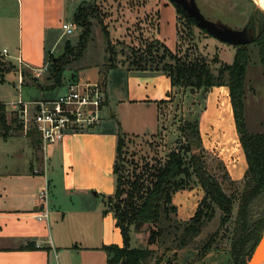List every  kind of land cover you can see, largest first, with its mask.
<instances>
[{
  "label": "crops",
  "instance_id": "obj_1",
  "mask_svg": "<svg viewBox=\"0 0 264 264\" xmlns=\"http://www.w3.org/2000/svg\"><path fill=\"white\" fill-rule=\"evenodd\" d=\"M81 1L0 0V50L6 49V54L0 57L4 59L5 67L10 65L20 70L23 68L26 72V75H23L24 81H30L26 79L27 76L31 78V72L41 68L47 61V48L50 56L51 49L59 41V37H54L55 31L62 28L67 16L72 18ZM165 7H168V13L165 17L160 15L158 38L170 46L169 43H172L176 35V25L174 17L169 13L170 7ZM171 21L172 32L169 29ZM7 41L14 42V47L8 45ZM97 65V78L93 81L90 78L84 81L76 74L79 82L97 83L104 89L105 103L101 109L106 110V116L100 115L101 121L97 126L90 130L67 133L60 142L48 146L45 151L34 146L24 132L0 139V143L9 144L7 149H2L6 158L12 159L15 155L25 158L22 167L15 163H0V264H108L107 252L103 247L110 244L122 245L120 229L104 202L107 196L113 194L115 188L113 166L120 128L117 121L122 118V113H112V109L114 106L133 105L146 110L145 107L149 104L152 115L143 120L142 125L138 124L139 128L144 130L154 119V103L168 99L172 87L169 75L164 71L152 73L118 66L114 70L122 71L126 85H122L124 92L120 95L121 99L115 102L113 94L107 93L106 74L112 69L103 75L100 70L104 61ZM2 67L3 65H0V101L4 103L9 118L10 112L15 111L13 104L21 98L20 89L22 95L25 82L22 81L21 87L18 85V72H13V69L1 71ZM13 76L17 79L16 93L6 84L11 82ZM144 86L155 92L151 101L137 100L138 89ZM61 88L65 89L63 86ZM223 88L227 87L219 86L209 90L208 95L213 101L210 104L205 100L208 104H204L200 112L199 129L204 147L206 143L201 133L202 125L204 121L208 122L210 127L206 126V129L215 136L225 122L227 113L222 110L223 105L228 109L227 122L233 133L231 136H223L229 143L239 141L228 93ZM37 99L41 98H26L27 101ZM139 115L140 113L136 112L135 119H141ZM229 116L232 118L231 123L228 121ZM120 124L122 127V121ZM20 144L27 149L17 148ZM240 152L238 162L229 168L230 170L226 168L230 176L235 175L233 170L238 166L247 167L243 151ZM242 178L243 176L239 181ZM45 183L48 185V214L45 219L38 220L36 214L43 212L38 192ZM196 186L197 183L180 191H192ZM180 191L173 195V199ZM202 193L203 191L200 199ZM197 205L198 203L193 208L194 212ZM184 208L177 207L181 220H185V212L182 211ZM147 235L143 229L139 233L133 232L132 242L138 246L144 243V239L145 246ZM26 241H34L40 247L20 249L19 246ZM149 247L154 248L151 245ZM226 250L212 248L199 259L198 249L186 247L179 250L169 264H229V254L225 253ZM171 255V252L166 253L162 263L165 264Z\"/></svg>",
  "mask_w": 264,
  "mask_h": 264
},
{
  "label": "rangeland",
  "instance_id": "obj_2",
  "mask_svg": "<svg viewBox=\"0 0 264 264\" xmlns=\"http://www.w3.org/2000/svg\"><path fill=\"white\" fill-rule=\"evenodd\" d=\"M189 2L190 0H186V4H189ZM195 2L207 19L220 22L234 29L250 28L253 39L255 38V31L252 23L256 21L259 13L264 15V12L253 0H195ZM81 3L91 4V6L97 9L98 15L90 19L92 22V33L83 55L70 62L63 73L62 86L64 88L78 82L76 74L80 75L84 81L87 78H90L92 81L95 80L97 78V64L102 60L105 63L107 58L114 64L115 68L119 66L138 70V67L145 66V71L155 73L162 71V69L168 66L176 68L177 66H181L182 63L185 64V62L188 63L191 60H195L196 57H201L208 62L212 71L216 73L220 62L230 63L237 49V46L222 42L196 25L188 23L182 14L176 12L175 7L169 0H82L79 4ZM165 6L170 7L169 13L174 17L176 25V35L172 43H169V50L164 49L160 39H158V35H160V15L163 14L165 17L168 13V7L166 8ZM69 19L72 18L67 16L64 21L67 22ZM103 27L104 31L108 34L107 36L102 30ZM169 29L172 32V21ZM80 32L81 28L78 27L76 32L65 34L60 27L54 33V37H59V41L51 49V55L58 57L62 54L68 41L73 45L76 44ZM106 37L109 39L108 45ZM7 44L12 47L15 45L14 42L10 41H7ZM247 46L251 59L245 82L244 118L246 128L250 132L264 131V65L259 62L257 44L252 41ZM48 51L49 48L45 51V59H48L41 67L43 70L39 75H36V71H32L31 78L28 76L26 78L30 81H24L22 74V81L25 82L22 95V90L20 89V99L22 101H27L26 98L28 97L34 98L36 96L41 99L53 98L64 91L61 87L39 89L35 86L36 83L32 81L35 78L36 82L44 85V87L51 84V79H47L49 75L48 70L51 66V55L49 56ZM4 64V59L0 57V65H3V70L7 69L10 71L13 69V72H18L16 66L12 67L8 65L5 67ZM100 71L101 73L104 71V65ZM22 72L23 68H21ZM106 75L108 81L107 93L109 95L113 94V101L116 100L115 102H117V100L121 99L120 95L122 91L124 92L122 85H126V81L123 78L124 75L120 69L114 70V68ZM6 84L12 88V91L17 92L15 88L17 79L14 76L11 82H6ZM25 86L29 87L26 88ZM100 88L103 91V103H105L104 89L101 86ZM223 89L228 93L227 88ZM172 90L168 99L154 103L156 109L153 115L154 119L150 121V125L144 130L140 129L138 124L142 125L143 120L152 115L149 104L146 105V110L133 105L114 106L112 109V113L114 111L122 113V118L120 117L122 127L120 120L117 121V124L122 131L124 142L122 145L124 156L123 167L126 170L127 168H131V161L139 167L145 163H149L150 165H155L156 163L163 164L172 150H180L183 147V150L180 151L183 154L185 162L188 163L187 167H189V159L192 154L198 153L204 161L207 170L221 179L223 168L231 169L238 162L239 155H241L240 151H242L239 141L229 143L225 140L226 137L223 136V134H227V136L233 134L230 124L225 121L216 135L213 136L210 134L211 131H207L206 129V126L210 127V125L204 121L201 133L206 147L194 139H191L190 145L187 146V142L181 136V125L184 122H196L199 119L204 104L207 105V101L211 104L213 100L209 97L207 90H202L198 87L175 85ZM17 94L14 95V99H16ZM154 94L155 92L151 88L144 86L138 89V97H136L137 100L151 101ZM136 112L140 113L141 119H135L134 115ZM18 113L17 109L11 111L8 119L10 120L12 117H15L19 122ZM100 115L102 117L106 116L104 108L101 109ZM211 126L215 128V125L212 124ZM17 134H20V132ZM18 139L25 140L22 137H18ZM15 141L18 142L19 140ZM8 145L0 143V163H15L17 166L23 165L25 160L23 156L15 155L12 159L4 156L2 149H7ZM16 147L19 148L22 145L20 144ZM22 148L27 149L26 147ZM246 169V166L241 168L238 166L233 170L235 175L229 176L231 179L239 181ZM125 174L127 175V173ZM195 180L193 174L185 177L188 188L196 184ZM223 189L227 193L234 192L235 189L241 190V183L233 185L224 180ZM200 190V187L196 186L192 191H180L172 200L173 204L177 205V207H185L182 209L185 212L183 219L187 220L193 216V208L200 201L199 197L202 192ZM237 206L238 200L233 205L230 221L225 225H220L221 212L218 208L207 204L203 206L202 214L206 213L207 216H204L202 230L195 239L193 246H201L211 234L218 231L216 236L217 249L228 250ZM263 209L264 201L255 205L254 212L258 214ZM143 228H146V226ZM144 231L146 235L147 230ZM132 235L133 232L131 231ZM142 241L145 243L144 239ZM144 243L138 245L143 246ZM130 244L135 246L132 238ZM151 246L157 248L156 244H151ZM227 250L225 253L229 254ZM162 252L163 247L159 249V254Z\"/></svg>",
  "mask_w": 264,
  "mask_h": 264
},
{
  "label": "trees",
  "instance_id": "obj_3",
  "mask_svg": "<svg viewBox=\"0 0 264 264\" xmlns=\"http://www.w3.org/2000/svg\"><path fill=\"white\" fill-rule=\"evenodd\" d=\"M170 3L188 23L195 25L192 18L184 14L174 3L171 1ZM97 13V9L91 4L81 3L77 6L72 21L81 28L78 40L74 45L68 41L63 53L58 57L50 56L51 66L47 79H51V84L44 87L33 78L32 81L38 88L52 89L62 86V77L66 67L70 62L80 58L87 48L92 33L90 19L96 17ZM252 24L255 31L253 42L258 47L259 62L264 65V15L259 13ZM102 30H105L104 27ZM104 33L108 35L105 31ZM106 40L108 45L107 37ZM160 42L164 49H170V46L163 41L160 40ZM250 59L248 46L239 45L232 61L230 63L220 62L216 73L201 57H196L195 60L185 62V64L182 63L176 68L168 66L162 69L169 75L172 89L175 85H181L198 87L209 92L213 87H227L235 129L247 163V169L241 181L231 179L225 168H223L222 178L219 179L207 170L198 153L192 154L189 167H187L188 163L185 162L180 151L183 147L180 150H172L163 164L145 163L139 167L131 161V168L126 170L123 167V135L119 128L113 166L115 188L113 194L107 196L104 202L120 229L122 245L110 244L103 247L107 252L108 264H163L164 255L171 252L172 255L165 261L169 264L177 252L186 247L198 249L197 256L201 258L210 249L218 247L216 239L218 231L211 234L201 246H193L202 230L204 216H207L206 213L202 214V207L207 204L218 208L221 212L220 225H225L231 219L233 205L237 200V212L228 253L230 264L247 263L264 231V209L258 214L254 212L255 205L264 201V131L250 132L246 128L244 118L245 82ZM107 61L104 63L103 75L109 69L115 68L108 58ZM137 69L145 71L146 67ZM22 74L25 76L26 72L23 71ZM162 101L164 100L158 102ZM19 132H23L22 124L15 117L8 119L5 105L0 101V137L7 139ZM180 132L187 146L190 145L191 139L202 144L199 119L194 123L184 122ZM25 136L34 146L40 147V139L36 131L28 129ZM190 174L195 176V181L202 189L203 196L193 216L187 220H180L177 207L172 202L173 195L177 191L188 188L185 177ZM224 180L233 185L241 183V190L225 192ZM136 223H143L147 227V245L145 246L130 244L132 227ZM151 244H156L157 248H150ZM38 247L40 246L34 241H26L19 246L20 249ZM161 247H163V252L159 254Z\"/></svg>",
  "mask_w": 264,
  "mask_h": 264
},
{
  "label": "built area",
  "instance_id": "obj_4",
  "mask_svg": "<svg viewBox=\"0 0 264 264\" xmlns=\"http://www.w3.org/2000/svg\"><path fill=\"white\" fill-rule=\"evenodd\" d=\"M62 29L63 33L72 34L76 32L78 26L75 22L68 21L62 23ZM5 54V48L0 50V55ZM18 62L20 63V60ZM42 70L43 68H38L34 71L39 75ZM18 74L20 75L18 85H21L20 69ZM103 102L100 84L78 81L67 86L62 93L53 98L27 102L19 98L13 105L19 112V122L23 126L24 134L28 129L36 131L40 139V148L45 151L48 146L60 142L67 133L90 130L97 126L101 120ZM47 196L48 185L45 183L38 192V199L43 208V212L36 214L38 220L47 217Z\"/></svg>",
  "mask_w": 264,
  "mask_h": 264
},
{
  "label": "water",
  "instance_id": "obj_5",
  "mask_svg": "<svg viewBox=\"0 0 264 264\" xmlns=\"http://www.w3.org/2000/svg\"><path fill=\"white\" fill-rule=\"evenodd\" d=\"M176 7H181L189 18H192L195 25L204 30L211 36L219 39L222 42L239 46L248 45L253 41L252 31L250 28L243 27L242 29L230 28L220 22L207 19L199 10L195 0H190L189 4H186L183 0H169ZM257 5V4H256ZM260 8V7H259ZM262 10V9H261ZM264 12V10H262ZM143 223L134 224L132 231L139 233L143 230H147ZM264 261V231L254 248L249 260L246 264H259Z\"/></svg>",
  "mask_w": 264,
  "mask_h": 264
},
{
  "label": "bare ground",
  "instance_id": "obj_6",
  "mask_svg": "<svg viewBox=\"0 0 264 264\" xmlns=\"http://www.w3.org/2000/svg\"><path fill=\"white\" fill-rule=\"evenodd\" d=\"M253 1H255V2L257 3V5H258L262 10H264V0H253ZM223 106H224V107H223ZM223 106H222V110L228 114V109L226 108L225 105H223ZM227 114L225 115V118H226V119L224 118V120L226 121V123H227ZM231 120H232V118L229 116V117H228V121H229L230 123H231ZM259 264H264V261L261 262V263H259Z\"/></svg>",
  "mask_w": 264,
  "mask_h": 264
},
{
  "label": "flooded vegetation",
  "instance_id": "obj_7",
  "mask_svg": "<svg viewBox=\"0 0 264 264\" xmlns=\"http://www.w3.org/2000/svg\"><path fill=\"white\" fill-rule=\"evenodd\" d=\"M184 2H186V0H183ZM179 9L184 13V11L182 10V8L181 7H179Z\"/></svg>",
  "mask_w": 264,
  "mask_h": 264
}]
</instances>
